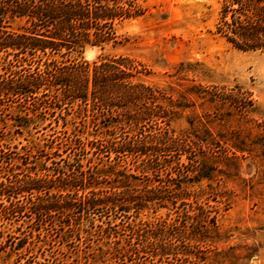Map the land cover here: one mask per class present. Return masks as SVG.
Wrapping results in <instances>:
<instances>
[{"label":"rangeland","instance_id":"obj_1","mask_svg":"<svg viewBox=\"0 0 264 264\" xmlns=\"http://www.w3.org/2000/svg\"><path fill=\"white\" fill-rule=\"evenodd\" d=\"M133 3L102 40L0 47V264H264V51L217 31L223 0ZM119 57L146 94L93 85ZM80 62V91L14 82Z\"/></svg>","mask_w":264,"mask_h":264},{"label":"trees","instance_id":"obj_2","mask_svg":"<svg viewBox=\"0 0 264 264\" xmlns=\"http://www.w3.org/2000/svg\"><path fill=\"white\" fill-rule=\"evenodd\" d=\"M138 10L139 7L133 0H0V26L5 18L15 16H24L29 23L27 30L19 33L0 28V47L10 46L23 51L28 49L45 51L47 48L59 50L62 47L74 49L90 41L92 35L96 41L112 35L115 19L134 15ZM105 26H108L107 30L103 31ZM91 27L96 29L91 32ZM217 28L226 41L236 48L264 51V0H223ZM121 65H127V58L119 57L109 62L94 63L93 85L96 86L98 81L115 76L119 78L117 84L123 86L126 93H135L139 97L146 94L148 86L123 80L122 77L125 76L120 73ZM89 66V62L54 66L43 73L37 72L16 81L11 78L6 82L41 83L45 80L51 84H58L65 79L68 80L66 83L70 88L80 91L79 79L84 76L88 79ZM178 138L176 136L173 139L176 141ZM157 142L160 145L154 147L156 150L169 149L166 142L161 139ZM182 149L190 152L187 148ZM239 149L242 147L239 146ZM190 158L194 160L193 167L200 164L199 158ZM191 171L196 173L198 170L195 168ZM201 173L195 175L203 177Z\"/></svg>","mask_w":264,"mask_h":264}]
</instances>
